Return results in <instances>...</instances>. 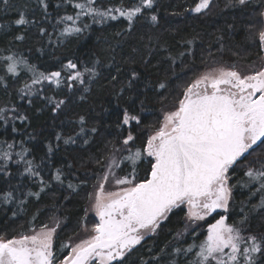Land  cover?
Here are the masks:
<instances>
[{
    "label": "trees",
    "instance_id": "1",
    "mask_svg": "<svg viewBox=\"0 0 264 264\" xmlns=\"http://www.w3.org/2000/svg\"><path fill=\"white\" fill-rule=\"evenodd\" d=\"M195 1L155 0L152 10L135 18L130 31L127 20L115 12L117 19L104 23L81 17L90 27L80 34L61 37L64 25L58 20L65 15H75L79 10L74 4L84 0H46L47 13L39 0H9L7 6L0 0V25H8L7 29L0 28V76L4 75L2 58L11 54L27 58L39 71L55 70L67 59L89 67L96 60L100 61L96 65L100 75L89 85L88 92L83 91V86L73 91L45 89L43 94L66 101V106L56 112L40 95L21 99L18 89L23 88L25 82L30 83V74L22 73L19 80L8 77L7 90L0 85V108L15 107L28 117L27 121L9 120L7 124L0 120V152L13 154L8 174L0 171V193L13 192L9 202L0 198V237H19L33 228L38 230L44 224L57 221L60 229L55 246L57 255L62 258L68 250L61 252L59 247L61 243L67 244V238L81 226L87 197L103 172L95 163L96 159L110 155L112 144L119 147L129 128L137 136L136 145L142 146L153 128L159 125L162 111L172 109L183 88L205 68L260 58L259 43L250 38L249 32L250 26H253L251 31L261 27L259 13L264 0H250L246 6L229 3V0H213L211 9L203 13L186 11L193 8ZM139 2L96 0V6L103 11L130 8ZM18 10H23L29 20L37 23L23 26L10 23L18 17ZM152 14L158 16L156 23L150 20ZM40 27L45 28L48 35L41 36ZM18 35L24 39L16 40L14 37ZM132 70L139 73L138 78H131ZM112 76L117 79L113 81ZM130 79L131 87L128 86ZM159 82L166 83L167 87L159 89ZM28 99L32 100L31 104ZM124 109L140 116L139 127L133 123L117 128ZM7 115L12 113L7 111ZM80 116L86 121L83 135H77ZM93 127L97 129L95 133L91 132ZM57 134L62 137L59 141ZM69 137L75 143H65ZM7 144L14 147L8 149ZM49 146L54 149L51 153ZM23 149L28 150L25 159L33 162V170L39 176L25 172V163L16 155ZM257 153L264 155V149L258 148ZM117 158H121L120 154ZM121 167L123 170H116L118 175L126 174L131 168L130 164ZM147 167L143 161L137 165L141 178ZM57 169L62 172L63 184L54 180ZM246 180L243 170L238 169L232 180L237 187L233 190L229 222L241 218V208L248 214L249 208L260 203V196L251 195L249 187L243 186ZM69 183L73 188L68 187ZM36 192L40 193L39 198L29 195ZM184 216V210H174L155 234L137 246L129 264H139L141 258L148 260L160 249L170 250L176 245L178 241L174 237L183 230ZM250 222L254 229L264 226V210L257 208L251 213ZM189 240V237H181L180 243L187 247L192 243ZM200 240H203L202 234L198 235L197 242Z\"/></svg>",
    "mask_w": 264,
    "mask_h": 264
},
{
    "label": "snow or ice",
    "instance_id": "2",
    "mask_svg": "<svg viewBox=\"0 0 264 264\" xmlns=\"http://www.w3.org/2000/svg\"><path fill=\"white\" fill-rule=\"evenodd\" d=\"M233 2L246 6L250 0H229V3ZM8 3L9 0H3L5 6ZM39 3L47 13L46 0H39ZM154 4L155 0H140L130 8L101 11L96 0L75 3L74 8L79 11L58 20L64 25L60 36L80 34L89 28L81 17L104 23L108 19H117L114 12L127 20L130 31L135 18L152 10ZM212 6L213 0H197L195 6L186 11L203 13ZM259 17L261 27L251 31L253 26H250L249 36L264 48V11ZM150 20L156 23L158 16L152 14ZM10 23L23 26L37 22L29 20L23 10H18V17ZM0 28L7 29L8 25H0ZM39 33L48 35L43 27L39 28ZM14 38L22 41L24 36ZM2 59L4 75L0 76V85L7 90L8 77L19 80L22 73L30 74V83L25 82L23 88L18 89L22 93L21 99L40 95L52 105L53 112L66 106V101L43 94L46 88L73 91L83 86V91L88 92L89 85L100 75L96 67L99 60L89 67L67 59L55 70L39 71L23 56L11 54ZM138 75L135 70L130 73L132 79ZM116 79L112 76L113 81ZM132 79L128 81L129 87ZM158 87L165 89L167 84L159 82ZM80 98L84 99L83 96ZM28 103L32 100L28 99ZM7 111L12 115H7ZM27 119L15 107L0 108V120L5 124L9 120L23 122ZM78 123L81 127L77 135L85 134V117L80 116ZM133 123L139 127L140 116L124 109L117 128ZM12 131H16L15 126ZM96 131L94 127L91 129L92 133ZM61 138L57 134L56 140ZM136 140L137 136L129 128L119 147L112 144L110 155L96 159L95 163L103 172L97 178L96 191L88 198L98 220L89 227L85 215L81 223L85 238L77 243H71V238L68 244L61 243L59 251L70 248L61 258L55 246L58 222L51 227L44 224L39 230L33 228L30 234H21L18 238L0 237V264H129L137 246L147 235L155 234L176 209L184 210L186 220L196 227H199L198 221H205L213 214L219 218L213 217L215 222L208 225L203 240L197 242L193 227L194 239L187 247L180 243L184 233H177L178 243L170 250L162 248L148 260L141 258L139 264H264V226L254 229L250 222L251 213L257 208L264 210V155L257 153L258 148L264 149V67L247 74L234 67L215 68L201 74L183 88L172 109L162 111L159 125L153 128L143 145L137 146ZM64 142L75 143V140L69 137ZM13 147L14 144H7L8 149ZM27 151L23 149L16 155L25 163V172L39 176L33 170V162L25 159ZM53 151L49 146V152ZM251 156L254 158L249 160ZM12 160L11 151L0 152V171L8 174ZM141 161L148 165L142 178L137 171ZM129 164L130 171L117 174V169L123 170L121 166L128 167ZM238 169H242L243 176L247 177L243 186L249 187L251 195H259L260 203L249 208L248 214L241 208V218L229 222L234 204L233 190L237 187L232 180ZM54 180L63 184L61 170L57 169ZM110 180L116 190L105 191ZM68 187L73 188V185L69 183ZM29 195L39 198L40 193ZM0 198L9 202L13 192L0 193ZM88 211L85 209L86 214Z\"/></svg>",
    "mask_w": 264,
    "mask_h": 264
},
{
    "label": "rangeland",
    "instance_id": "3",
    "mask_svg": "<svg viewBox=\"0 0 264 264\" xmlns=\"http://www.w3.org/2000/svg\"><path fill=\"white\" fill-rule=\"evenodd\" d=\"M196 2L197 1H195L193 3V7L195 6ZM262 11H264V7H263ZM260 50L262 51V55L258 59H255V60H252V61H246V60L245 61H238V63H235L234 65L233 64L228 65L226 63L220 64V65H212L211 67H207L203 71H201L196 78H198L201 74H203L205 72H209V71H211V70H213L215 68H220V67H224V68H233L234 67L236 70H238V71H240L242 73H245V74L250 73L252 71L259 70L260 68L264 67V48L260 47ZM96 186H97V180H96V183H95L94 187H92V191L89 194L94 193L96 191ZM114 190H116V189L112 185L111 180H110L109 183L105 185V191H114ZM88 197H89V195H88ZM88 197H87V202L85 204V208L84 209H89V211L87 212V214L84 211L83 218L85 217V215H87V222H88L89 227H90L92 223L97 222L98 218L95 216L94 211H92L91 208H90L91 201L89 200ZM215 216H217V215L213 214V217H215ZM213 217H208L205 221H198L197 224L199 225V227H196L195 225H191V223L186 220V216H184V220H183L184 227H183V230H181L180 233H184L183 237H185V236H186V238L189 237L191 239L189 241L193 242L194 237L192 235V229H193V227H195V232H196L197 236L202 234L203 235V239H204L205 236H206V230H207L208 225L210 223H214L215 222ZM215 218L218 219L219 217L217 216ZM56 223H57V221L53 220V221L47 223V225H49V227H51V226H54ZM186 225H188L187 228H186ZM39 228H38V230H39ZM59 229H60V227L58 226L57 230H56V235H57ZM71 232H72V230H71ZM30 233H28V234H30ZM152 235L153 234L147 235L145 237V239L148 238L149 236H152ZM85 237H86V234L82 231L81 226H79V228L77 230H75L74 232L71 233L69 238H67L66 242L68 244L69 240L71 238V243H77V242H79L80 239H83ZM174 240H176L175 237H174ZM66 249L68 250V252L70 251V248H66Z\"/></svg>",
    "mask_w": 264,
    "mask_h": 264
},
{
    "label": "flooded vegetation",
    "instance_id": "4",
    "mask_svg": "<svg viewBox=\"0 0 264 264\" xmlns=\"http://www.w3.org/2000/svg\"><path fill=\"white\" fill-rule=\"evenodd\" d=\"M261 55H262V51H261ZM215 217H217V216H215ZM214 219V218H213Z\"/></svg>",
    "mask_w": 264,
    "mask_h": 264
}]
</instances>
